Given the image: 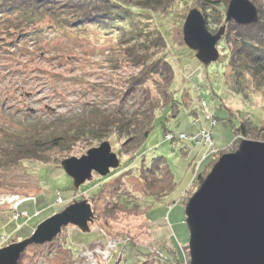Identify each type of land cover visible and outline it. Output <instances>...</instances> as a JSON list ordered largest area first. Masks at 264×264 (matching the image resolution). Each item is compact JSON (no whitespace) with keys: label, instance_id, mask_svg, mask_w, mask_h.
<instances>
[{"label":"rangeland","instance_id":"rangeland-1","mask_svg":"<svg viewBox=\"0 0 264 264\" xmlns=\"http://www.w3.org/2000/svg\"><path fill=\"white\" fill-rule=\"evenodd\" d=\"M230 1L174 0L169 8H158L156 13L135 9L140 15L129 25H143L147 33L165 41L166 48L159 51L173 68L175 111L169 107L157 111L149 136L138 150L128 154L123 151L124 139L111 135L102 142L81 139L63 149L46 148L41 160L0 164V251L28 240L39 225L67 207L86 204L91 212L89 233L70 224L62 227L52 242L29 245L17 264H190L185 207L201 186L195 176L201 173L203 182L221 157H216L210 169L204 168L210 160L208 150L210 154L219 152L234 140L231 125L228 122L225 126L221 120L229 119L230 110L233 125L238 124L239 112L247 113L257 125L264 122V89H257L249 80L241 87L226 85L229 69L220 43L218 61L204 67L183 42L182 28L190 10L213 17L214 24L207 19L206 27L215 34L226 26ZM251 1L264 8V0ZM121 28L128 27H66L46 18L33 28L42 31L43 37L38 39H30L28 30L11 37L0 33V143L4 132L18 134L31 127L40 132L43 125L59 126L94 110L107 113L121 106L131 114L137 104L122 97L128 79L138 70L123 57ZM202 130L205 136L211 133L212 143L202 140L210 149L194 137ZM243 140L259 141L237 140L236 148L230 147L227 154L235 152ZM105 141L117 155L116 170L129 165L132 171L117 182L114 180L120 173L115 175L116 170L111 169L105 177L93 172L75 189L61 163L80 159ZM204 156L208 158L202 163ZM157 157L166 160L176 187L152 206L147 219L145 207L152 200L144 191L137 168ZM103 183L104 191L95 194ZM119 193L130 196L141 209L118 210L113 204H119ZM174 246L183 254L181 262L161 254L166 255L165 250L172 251Z\"/></svg>","mask_w":264,"mask_h":264},{"label":"trees","instance_id":"trees-1","mask_svg":"<svg viewBox=\"0 0 264 264\" xmlns=\"http://www.w3.org/2000/svg\"><path fill=\"white\" fill-rule=\"evenodd\" d=\"M173 1L0 0V33L8 37L14 33L24 35L27 30L26 34L29 33L27 36H30L32 40L43 37L40 29L33 28L42 24L46 18L51 19L57 26H62L64 23L66 27L79 24L82 27L83 25L86 27L99 26L105 29L114 25L120 27L125 25L128 28H121L120 37L123 57L126 56L125 60L138 70L135 75L128 79L122 97L123 101L131 99L137 104V108L131 114L119 106L117 110L107 113L94 110L84 115L83 118L80 117L66 123L62 121V125L59 126L56 124L43 125L40 132L34 131L33 127L31 130L27 129V132L18 134L4 132L3 140L0 143V164L10 166L26 161L41 160L42 152L46 148L63 149L81 139L102 142L111 135H117L118 138L124 139L122 147L125 154L138 150L153 129L155 113L168 107L173 113L177 103L171 91L174 82L173 68L160 53L166 48L165 41L160 36L147 33L143 30V25L142 27L138 25L134 27L130 26L129 23L132 22L133 18L140 15L134 12L135 9L156 13L158 8L163 10L169 8ZM255 7L258 12L256 24L240 26L230 22L226 24L225 34L219 42L225 52L223 57L227 61L229 69L226 85L230 88L242 86L245 80H249L257 89H264V8ZM201 14L204 16L206 24H208L207 19L214 24L213 17L206 13ZM211 22L209 21V23ZM203 106L205 107L206 104L203 103ZM228 111L229 119L221 121L225 126L229 122L234 140L227 148L219 151L220 153L218 151L211 153L209 155L210 160L204 168L210 169L217 161L218 155L227 154V150L232 146L236 148L237 140L251 138L264 141V122L257 125L247 113L241 114L239 112L237 115L238 124L233 125L230 117L234 113ZM207 158L204 156L201 162L206 161ZM195 169L196 167L193 172ZM124 170L126 171L124 172ZM131 171L132 168H129V165L124 169L119 168L113 171L115 175L120 173L114 181H119L120 178L129 175ZM137 174L144 186L145 193H148V199L151 198L152 200L145 207L144 214L147 218L152 206L170 194L176 184L170 167L163 157L154 158L148 165L142 162L137 168ZM195 177L201 185L203 180L201 173H197ZM106 185H109V182ZM106 185L105 183L100 185L95 194L102 193L103 187ZM158 185H160L159 188H157ZM117 197L119 204L113 205L114 207L117 206L118 210L122 208L123 210L137 211L141 207L140 204L132 201L130 196L119 193ZM114 209L112 208L111 211ZM161 254L167 260L173 256L176 262H181L180 259L183 255L175 246L172 251L165 250L167 256L163 252Z\"/></svg>","mask_w":264,"mask_h":264},{"label":"water","instance_id":"water-1","mask_svg":"<svg viewBox=\"0 0 264 264\" xmlns=\"http://www.w3.org/2000/svg\"><path fill=\"white\" fill-rule=\"evenodd\" d=\"M256 24L257 8L250 0H231L226 24ZM226 26L215 34L206 27L198 9L188 12L182 28L185 46L207 67L219 59L217 45ZM119 167L109 142L101 143L80 159L61 163L64 173L78 189L93 172L105 177ZM189 232L190 264H264V142L243 140L235 152L222 155L185 207ZM91 212L75 204L39 225L28 240L0 251V264H17L29 245L44 244L67 225L89 233Z\"/></svg>","mask_w":264,"mask_h":264},{"label":"bare ground","instance_id":"bare-ground-1","mask_svg":"<svg viewBox=\"0 0 264 264\" xmlns=\"http://www.w3.org/2000/svg\"><path fill=\"white\" fill-rule=\"evenodd\" d=\"M185 22V21H184ZM213 123L214 124H216L217 123V121L216 120H213ZM213 126V125H212ZM185 135H181L180 137L183 139V141H187V138H185L184 137ZM196 139H197V141L199 142L200 140L202 141V140H206V141H210L211 143H212V138H211V136L210 135H207V136H205L204 135V133H203V130L202 131H200V133L197 135V137H196V135L194 136ZM199 145H203V146H205L206 148H210L209 146H207V144H206V142L205 141H202L201 143H199ZM209 153V155H210V151L208 150V152L206 153V154H208ZM188 245V244H187ZM105 255H106V253H104Z\"/></svg>","mask_w":264,"mask_h":264}]
</instances>
